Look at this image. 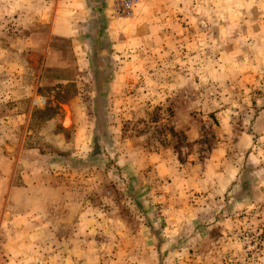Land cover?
Returning <instances> with one entry per match:
<instances>
[{
  "label": "rangeland",
  "instance_id": "374dc122",
  "mask_svg": "<svg viewBox=\"0 0 264 264\" xmlns=\"http://www.w3.org/2000/svg\"><path fill=\"white\" fill-rule=\"evenodd\" d=\"M40 13L0 0V202L48 188L40 208L68 215L69 248L28 264H264V0H139L110 11L128 51L90 39L100 14L83 47ZM245 132L260 162L236 150ZM221 146L233 167L206 173Z\"/></svg>",
  "mask_w": 264,
  "mask_h": 264
},
{
  "label": "crops",
  "instance_id": "0c3cea01",
  "mask_svg": "<svg viewBox=\"0 0 264 264\" xmlns=\"http://www.w3.org/2000/svg\"><path fill=\"white\" fill-rule=\"evenodd\" d=\"M30 1L34 3L35 7L38 4L41 10L40 17L42 19H47V23L50 24L51 33L60 37H69L72 42L74 40L79 46L83 47L85 38L79 30L80 26L84 25L86 20H89L91 12L93 15L100 14L97 19H93L95 25L98 23L94 31L97 30V27H99L100 31L95 34L94 39L93 36H90V39L92 38L94 41L104 40L108 51H128L126 45L130 39L128 38L129 34L127 30H122L121 27H118L121 24H125V21L124 19L119 20L110 16L109 0ZM103 30L104 33L102 35ZM122 34H124V37L120 38ZM122 42L124 43L122 44ZM255 145L253 136L245 132L238 137L237 143L234 146L237 151L241 152L245 150V152H248L246 154L247 162H249V160L260 162L259 157L255 153ZM252 147L253 150H250ZM229 149L230 147L228 146H221L216 149V153H211L212 156L210 155V158L205 163L206 167L204 168L206 171L207 169L212 170L213 168L221 169L222 164H225L227 168H229L228 166L232 168L233 161L227 159L224 154ZM158 170L160 174L163 175L165 173L176 175L175 166L164 159L160 160ZM206 173H208V171ZM212 174V172H209L211 187L213 184ZM221 175L219 180L228 176L223 174V172H221ZM187 178L189 179L190 177L188 176ZM194 178L195 176H193V179ZM188 179L180 184L184 190H188V187L191 186V182ZM176 190L177 187L173 188L172 193L176 192ZM52 192L53 191L46 188L43 190V193L39 194V197H37L36 194L28 196L25 201L27 205L23 208L24 210L14 211V214L10 212H8V214L5 213V199H1L0 232L2 233L3 241L0 243V264L32 263L35 256L33 250L46 246L48 242L50 246L55 245L56 247L69 248V238L65 239L60 236V233L67 227L66 224H68V221H66V219H68V215L64 214L62 209L58 216L47 209H41L38 204L41 201L51 202ZM59 193L61 198L62 193ZM72 242H74L76 246L79 245L78 241L73 240Z\"/></svg>",
  "mask_w": 264,
  "mask_h": 264
},
{
  "label": "built area",
  "instance_id": "2783aa9c",
  "mask_svg": "<svg viewBox=\"0 0 264 264\" xmlns=\"http://www.w3.org/2000/svg\"><path fill=\"white\" fill-rule=\"evenodd\" d=\"M139 0H109V9L113 16H128Z\"/></svg>",
  "mask_w": 264,
  "mask_h": 264
},
{
  "label": "trees",
  "instance_id": "16d2710c",
  "mask_svg": "<svg viewBox=\"0 0 264 264\" xmlns=\"http://www.w3.org/2000/svg\"><path fill=\"white\" fill-rule=\"evenodd\" d=\"M59 160L62 161V157H61V155L50 156V157L48 158V162H49L50 164H55V163H57Z\"/></svg>",
  "mask_w": 264,
  "mask_h": 264
}]
</instances>
